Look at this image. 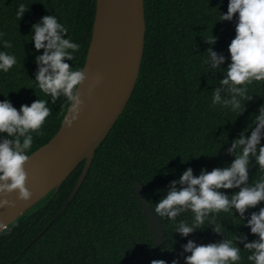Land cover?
Segmentation results:
<instances>
[{"label": "trees", "instance_id": "obj_1", "mask_svg": "<svg viewBox=\"0 0 264 264\" xmlns=\"http://www.w3.org/2000/svg\"><path fill=\"white\" fill-rule=\"evenodd\" d=\"M97 0H0V50L15 54L17 63L0 71V100L10 99L19 110L38 98L48 99L52 108L40 135L33 133L32 153L47 143L62 124L64 98L51 102L34 80L38 70L31 26L44 15H55L80 44L74 67H84L92 37ZM229 0H145L146 36L140 75L122 115L97 147L88 174L72 201L41 234L72 191L84 161L62 183L57 193L23 215L0 234V264H151L177 259L185 264L183 245L221 242L234 234L249 241L250 232L239 213L221 212L214 224L198 228L188 236L175 232V224L160 217L164 243L156 246L148 219L136 191V181L145 186L154 209L170 186L191 167L195 175L202 169L229 166L234 156L228 152L234 138L252 123L264 104V81L248 85L252 100L242 114L213 107L212 92L225 73L204 65L209 47L230 63L229 44L235 37L236 21L223 20ZM29 6L22 18L15 15L18 4ZM214 35V45L206 37ZM10 41L11 47L4 48ZM7 95V96H5ZM229 95L222 92V96ZM250 135V131L248 133ZM264 143V140H262ZM187 162H183V160ZM167 173V174H166ZM258 176L252 158L249 183ZM239 189H222L231 195ZM264 207L249 208L244 219ZM191 212L183 218L191 221ZM180 217H178L179 219ZM243 248L240 239L235 241ZM174 250H168L170 248ZM241 264L247 250H241Z\"/></svg>", "mask_w": 264, "mask_h": 264}, {"label": "clouds", "instance_id": "obj_2", "mask_svg": "<svg viewBox=\"0 0 264 264\" xmlns=\"http://www.w3.org/2000/svg\"><path fill=\"white\" fill-rule=\"evenodd\" d=\"M29 6L20 3L15 15L22 18ZM235 19V37L228 48L230 63L221 69L225 56L209 47L204 65L220 69L225 73L219 81L222 87L212 92L211 104L230 112L242 114L246 103L252 100L248 85L264 81V0H229L226 13H220L217 21ZM68 28L55 15H44L40 22L31 26V41L36 50L43 52L36 56L38 70L34 80L38 88L50 97L51 102L64 98L62 122L71 128L83 111L79 87L86 79L85 70L74 67L73 61L80 44L73 41ZM2 35V34H0ZM216 37H206L214 45ZM11 42H4V48ZM17 63L15 54L0 50V71L7 73ZM222 92L229 95L222 96ZM7 96V95H5ZM48 99L38 98L30 105L21 104L19 110L10 99L0 100V196L18 190L19 199L28 201L32 193L26 187L27 172L24 168L29 159L28 149L33 144V133L40 135L42 126L50 116L52 108ZM250 131V135L248 134ZM264 104L254 115L252 123L234 138L228 152L234 156L226 167L202 169L195 175L191 167L182 172L179 180H173L166 194L155 203L154 212L158 217L167 218L175 224V232L188 236L198 228L214 224L213 231L224 233V226L217 221L219 213H239L250 232L257 236L249 241L246 236L235 234L221 242L197 244L189 240L183 245L185 264H241V250H247V260L252 264H264V207L244 219L249 208L264 202ZM258 165V176L249 183V167L252 158ZM187 162V160H183ZM167 174V173H166ZM237 188L231 195L222 189ZM14 207L15 201L0 199V208ZM191 212L189 222L183 214ZM178 217H180L178 219ZM0 222V228H5ZM240 239L243 248L235 241ZM168 250H174L172 247ZM151 264H169L163 259H154ZM171 264H179L177 259Z\"/></svg>", "mask_w": 264, "mask_h": 264}, {"label": "water", "instance_id": "obj_3", "mask_svg": "<svg viewBox=\"0 0 264 264\" xmlns=\"http://www.w3.org/2000/svg\"><path fill=\"white\" fill-rule=\"evenodd\" d=\"M110 17L103 22L105 7L96 1L92 37L83 69L86 79L79 87L83 111L71 128L61 124L55 135L29 154L24 168L31 197L44 185L56 181L43 195L31 201L19 199L18 190L0 196L15 201L0 208V234L23 215L52 198L62 183L84 161L72 191L41 234L59 217L84 182L97 147L122 115L137 84L145 48V0H109L104 3ZM136 191L148 219L156 246L164 243L162 221L151 207L143 184Z\"/></svg>", "mask_w": 264, "mask_h": 264}, {"label": "bare ground", "instance_id": "obj_4", "mask_svg": "<svg viewBox=\"0 0 264 264\" xmlns=\"http://www.w3.org/2000/svg\"><path fill=\"white\" fill-rule=\"evenodd\" d=\"M108 1L109 0H99V4H100L101 7H105L103 5H104V3L108 2ZM106 9H107L106 7L102 9V10H104V16H103L104 19H103L102 23H104V21L110 17V14H109V12ZM55 182L56 181H52V182L48 183L47 185L42 186L36 192V194L34 196H32L29 200L33 201V200L37 199L38 197H40L41 195H43Z\"/></svg>", "mask_w": 264, "mask_h": 264}]
</instances>
